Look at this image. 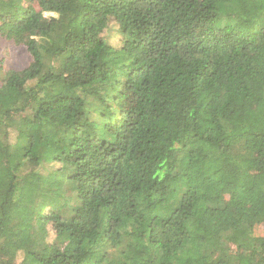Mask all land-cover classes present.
Returning a JSON list of instances; mask_svg holds the SVG:
<instances>
[{"label":"trees","instance_id":"obj_1","mask_svg":"<svg viewBox=\"0 0 264 264\" xmlns=\"http://www.w3.org/2000/svg\"><path fill=\"white\" fill-rule=\"evenodd\" d=\"M0 37V264H264V0H0Z\"/></svg>","mask_w":264,"mask_h":264},{"label":"rangeland","instance_id":"obj_2","mask_svg":"<svg viewBox=\"0 0 264 264\" xmlns=\"http://www.w3.org/2000/svg\"><path fill=\"white\" fill-rule=\"evenodd\" d=\"M45 15H53V14L45 13ZM103 34L106 37L108 43L112 45H116L121 37L117 33L116 25H110L109 28L106 29ZM29 62H30V57L23 45H16L11 40H6L0 37V83L4 76L5 71L9 69H13V70L23 69L28 65ZM46 168H44L43 171H45ZM254 231L256 235L264 236V224L257 225ZM53 237L54 234L50 233L48 239L52 240ZM22 258H23L22 253H18L15 259V263L21 261Z\"/></svg>","mask_w":264,"mask_h":264}]
</instances>
